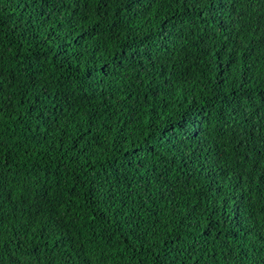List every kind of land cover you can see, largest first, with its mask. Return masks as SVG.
<instances>
[{"label":"trees","instance_id":"obj_1","mask_svg":"<svg viewBox=\"0 0 264 264\" xmlns=\"http://www.w3.org/2000/svg\"><path fill=\"white\" fill-rule=\"evenodd\" d=\"M208 3L0 0V264H264V0Z\"/></svg>","mask_w":264,"mask_h":264},{"label":"snow or ice","instance_id":"obj_2","mask_svg":"<svg viewBox=\"0 0 264 264\" xmlns=\"http://www.w3.org/2000/svg\"><path fill=\"white\" fill-rule=\"evenodd\" d=\"M215 2H217V0H209L208 7H212V6H213V3H215ZM220 2H222V0H220ZM225 28H227V24L225 25ZM64 40H65V41L68 40V36H67V35L64 37ZM78 42H79V41L77 40V43H78ZM69 46H71V45H69ZM173 127H175V125H173ZM137 147H138V146H137ZM237 179H238L241 183L243 182V177H238ZM94 191H97L98 194H99V190L94 189ZM103 195H105V198H106L107 200H112L113 197H114V195H115V193H114V191H113V192L104 193Z\"/></svg>","mask_w":264,"mask_h":264}]
</instances>
